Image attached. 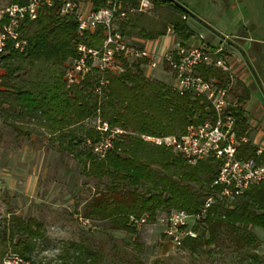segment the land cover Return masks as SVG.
Instances as JSON below:
<instances>
[{
	"label": "trees",
	"instance_id": "1",
	"mask_svg": "<svg viewBox=\"0 0 264 264\" xmlns=\"http://www.w3.org/2000/svg\"><path fill=\"white\" fill-rule=\"evenodd\" d=\"M83 1L100 10L110 0ZM119 1L125 13L119 32L127 38L138 35L146 42L154 41L164 37L169 26L174 27L182 43L195 34L188 25V13L169 0H152L154 8L172 11L157 20L131 12L139 8L140 0ZM22 39L26 42L23 50L10 46L0 60V118L18 137L30 138L32 125L46 131L51 141L80 165L85 178L102 185L85 204L84 219L136 235L138 228L132 224V217L154 224L159 215L173 211L193 215L210 195L220 191V187H212L218 162L209 159L190 165L170 147L146 140L183 135L189 126L205 123L210 116L208 103L202 98L179 96L169 85L151 80L142 68L146 61L127 64L119 76L107 74L108 85L102 95L95 93L101 78L98 72L79 85H69L66 64L76 57L78 45L99 48L103 38L101 30L81 38L78 23L61 17L58 8L46 9L36 20L28 21ZM199 72L206 79L226 80L221 70L201 67ZM238 119L239 136H246L243 112ZM89 120L95 125L85 126ZM105 123L107 132L98 129ZM108 139L111 147L103 154L97 152ZM238 157H257V149L251 143L243 144ZM259 161L264 163V153ZM221 228H230L239 236L237 249L242 247L241 241L248 246L258 241L252 232L264 230V183L231 203L215 204L201 224L200 236L185 240L183 247L197 253L205 245H216ZM45 242V226L35 218L26 220L12 214L0 226V246L22 261L18 264H103L102 254L84 241L63 244L55 258H34L38 245ZM249 264H264V260L254 255Z\"/></svg>",
	"mask_w": 264,
	"mask_h": 264
},
{
	"label": "rangeland",
	"instance_id": "2",
	"mask_svg": "<svg viewBox=\"0 0 264 264\" xmlns=\"http://www.w3.org/2000/svg\"><path fill=\"white\" fill-rule=\"evenodd\" d=\"M176 1L225 37L221 30L236 21L241 24L244 19L238 27V30H243L246 25L253 27L255 19H264V0ZM6 5V2H0V8ZM131 12L157 20L172 11L165 7L154 8L152 0H140L139 8ZM250 20H254L252 25H249ZM197 27L198 36L202 35L207 43L217 46L223 43L221 37L200 25ZM260 32L259 36L251 35L253 40L264 41V31ZM129 39L136 44L143 40L138 35ZM167 40L171 39L161 37L154 40L147 45L148 49L161 52ZM226 46L232 49L228 44ZM253 66L263 82L261 71ZM171 81L166 82L170 87ZM261 92L254 96L251 106L264 101ZM84 125L94 126L95 121L89 120ZM30 128L34 130L30 138L18 137L0 118V226L12 214L42 222L47 242L38 245L33 253L34 258H55L63 244L84 241L102 254L103 264H249L254 255L264 260V230L261 228L252 232L258 241L250 246L241 241L240 249L235 244L239 236L232 233L230 228H221L216 245H205L197 253H191L169 241L158 222L146 223L138 228L136 235H131L112 231L108 223L84 219L82 211L85 204L102 185L85 178L80 165L71 155L62 152L46 131L35 125ZM193 187L198 193L201 192L198 185ZM14 261L11 250L0 246V264H13Z\"/></svg>",
	"mask_w": 264,
	"mask_h": 264
},
{
	"label": "built area",
	"instance_id": "3",
	"mask_svg": "<svg viewBox=\"0 0 264 264\" xmlns=\"http://www.w3.org/2000/svg\"><path fill=\"white\" fill-rule=\"evenodd\" d=\"M6 6L0 8V60L10 46L23 50L26 42L22 30L28 21L36 20L46 9L58 8L59 15L74 19L78 23V33L85 38L102 31V45L99 48L80 44L77 55L66 64L65 79L69 85H79L89 76L98 72L100 81L95 93L102 95L108 85L106 75L119 76L126 65L146 61L143 69L151 72L166 70L173 78V91L179 96L191 95L208 103L210 118L201 125H191L183 135L164 138L147 137L146 140L157 145H166L190 165L212 159L219 163V172L212 184L220 191L210 195L203 208L190 215L185 211H173L157 218L164 236L178 247L187 239H197L200 227L210 209L218 203H231L244 196L251 188L264 183V163L257 157L240 159L239 151L243 144L249 143L246 136H239L238 114L245 112L243 106L231 97L230 82L218 78H204L201 67L221 70L228 74L231 66L222 55L223 49L214 48L203 37L191 42L178 43L173 26H169L165 37L167 44L161 52L150 51L147 45H139L119 32L118 23L125 18L122 3L110 0L108 6L95 10L83 0H0ZM91 6H87V5ZM1 83V79H0ZM99 130L107 132L105 123ZM121 131H116L120 133ZM111 139L106 140L96 151L103 154L111 147ZM132 224L140 228L147 223L146 218H131ZM197 227L199 229H197ZM22 263L15 258L13 264Z\"/></svg>",
	"mask_w": 264,
	"mask_h": 264
},
{
	"label": "crops",
	"instance_id": "4",
	"mask_svg": "<svg viewBox=\"0 0 264 264\" xmlns=\"http://www.w3.org/2000/svg\"><path fill=\"white\" fill-rule=\"evenodd\" d=\"M87 6L91 5L88 4ZM243 20L241 21V24L243 23ZM255 20V25L253 27H248L246 25L244 26L243 30H238V27L239 25L241 26V24L236 21L234 24L228 28H224L221 31L226 34L227 38L231 39L235 44L241 46L246 51L252 64L255 65L259 71H261L264 82V41L253 40L251 36L252 34L259 36L258 33H261L260 31H264V19ZM253 21L254 20H250L249 25H252ZM188 25L195 33L193 38L188 42H191L193 39L203 37L202 35L198 36L199 30L197 27L198 25H202L192 19L190 16L188 19ZM150 42L152 41H138V43H140L139 45L143 46L148 45ZM176 42L182 43V41L178 38ZM222 42L223 43L218 46L211 43L210 45L216 49H223L222 55L227 58V61L231 66L230 72L227 75L225 74L227 81L230 82L231 85V97L234 101H238L244 108L245 120L248 127L245 133L246 137L248 138L249 143H251L257 149V152L261 151L264 153V101H262V103L259 101L260 103L258 102V105L251 106L254 96L260 94L261 90L258 88L257 83L243 56L229 43H226L225 40H222ZM227 44L232 49L227 47ZM144 71L147 76L157 78L158 80L164 81L165 83L172 79L171 82L173 84V78L171 77L170 72L166 70L163 71L159 69L157 72H151L149 69H144Z\"/></svg>",
	"mask_w": 264,
	"mask_h": 264
},
{
	"label": "water",
	"instance_id": "5",
	"mask_svg": "<svg viewBox=\"0 0 264 264\" xmlns=\"http://www.w3.org/2000/svg\"><path fill=\"white\" fill-rule=\"evenodd\" d=\"M171 1L173 4H175L176 6L181 7L185 12L188 13V15L194 19L195 21H197L198 23H200L203 27L207 28L208 30H210L211 32L215 33L217 36L221 37L223 40H225L226 42H228L233 48H235L245 59L257 85L259 86L260 90L262 91L263 95H264V83L262 82L261 78L258 76L256 69L254 68L252 62L250 61L248 54L246 53V51L239 45L235 44L234 42L230 41L229 38L223 36L220 32H218L217 30H215L212 26H210L206 21L202 20L201 18H199L197 15H195L194 13H192L190 10H188L186 7H184L183 5H181L178 1L176 0H169Z\"/></svg>",
	"mask_w": 264,
	"mask_h": 264
}]
</instances>
